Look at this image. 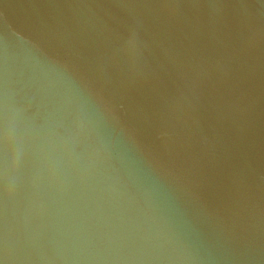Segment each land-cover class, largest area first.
I'll return each mask as SVG.
<instances>
[{
	"label": "water",
	"instance_id": "water-1",
	"mask_svg": "<svg viewBox=\"0 0 264 264\" xmlns=\"http://www.w3.org/2000/svg\"><path fill=\"white\" fill-rule=\"evenodd\" d=\"M0 264H264V0H0Z\"/></svg>",
	"mask_w": 264,
	"mask_h": 264
}]
</instances>
